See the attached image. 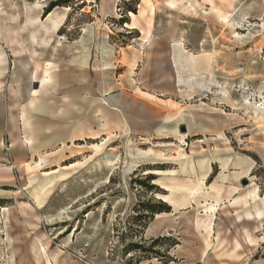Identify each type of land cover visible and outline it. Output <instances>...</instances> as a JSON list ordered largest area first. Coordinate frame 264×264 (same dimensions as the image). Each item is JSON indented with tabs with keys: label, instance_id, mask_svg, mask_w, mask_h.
<instances>
[{
	"label": "rangeland",
	"instance_id": "obj_1",
	"mask_svg": "<svg viewBox=\"0 0 264 264\" xmlns=\"http://www.w3.org/2000/svg\"><path fill=\"white\" fill-rule=\"evenodd\" d=\"M151 34L168 61L148 57ZM0 72V264H221L229 187L259 221L239 264H264V0H0ZM142 86L175 90L166 131L107 119L142 110L121 96ZM160 203L172 212L134 222ZM158 238L160 259L127 252Z\"/></svg>",
	"mask_w": 264,
	"mask_h": 264
},
{
	"label": "crops",
	"instance_id": "obj_2",
	"mask_svg": "<svg viewBox=\"0 0 264 264\" xmlns=\"http://www.w3.org/2000/svg\"><path fill=\"white\" fill-rule=\"evenodd\" d=\"M140 40L143 41V39ZM144 42H146V48H148L149 50L148 57L152 62H159L160 60L163 61L165 59L168 61L170 59L171 55L169 54V48H172V45L167 40H164V42L160 43V41L154 38V35L152 36L151 34V37ZM137 66H140V61H136L135 67ZM141 71L142 70L140 69V72ZM152 74H155L153 70L147 72V76H150ZM147 76L144 74L143 79L147 80ZM142 88L143 90H141V93L137 92L136 90L124 88L121 95L122 97H124L125 93L126 95H133L135 98L134 101L128 103H131L130 105H142V110L137 109L134 111L129 105L123 106L121 110L112 108L111 110H109L107 119H112L111 123L117 120V125H120L119 129L121 130V132H125V134L137 132L138 134L147 135L150 133L157 134L159 132L166 131L168 128L164 126L165 120L170 117L171 113H169L168 108L164 107L170 106L169 103L166 102H169L171 100L173 101V99L168 98L167 96L174 95L175 90L173 91V88L171 87V92L169 90H163L157 87L145 88L144 86H142ZM153 96L157 97V99ZM156 100H161L165 103H159ZM147 101L151 103H157L159 105L158 110H146L143 104H147ZM124 103L122 99V103H119V106L124 105ZM172 113L176 114L177 112ZM113 115H117L116 118ZM164 115L165 120L163 119ZM119 129H117V131H120ZM190 131L191 128H189L188 132ZM194 135L198 134H193L191 136ZM201 137H203V135H201ZM159 138H168V135H161ZM201 140H204V138H201ZM231 188L229 187L227 189V192L228 194L232 193V201L229 203V205H227V207L223 209L221 213L214 216L213 218V237L215 240L213 249L215 251H212V256L213 258H223L221 264H239L241 259H248L249 255L247 254V251H251L252 249L257 248L256 246L258 245L259 241V221L256 217L257 215L246 199V196L240 195L237 189L235 190ZM163 213L156 214L155 217ZM155 217L153 218L152 222L155 220ZM148 230L149 227L146 230V235L148 234ZM158 237H172L173 239H175L176 245L172 247L180 246L182 243L181 239L174 235H165V233H160ZM171 259L172 260L168 264L179 260L177 257Z\"/></svg>",
	"mask_w": 264,
	"mask_h": 264
},
{
	"label": "trees",
	"instance_id": "obj_3",
	"mask_svg": "<svg viewBox=\"0 0 264 264\" xmlns=\"http://www.w3.org/2000/svg\"><path fill=\"white\" fill-rule=\"evenodd\" d=\"M172 211V208L170 205H167L166 203H160L157 207V209H142V210H138L137 214L134 216V222H141L143 219H145L143 222H146L145 225L149 224L153 218L155 217L156 214H159V213H163V212H171ZM147 218V219H146ZM126 230V229H124ZM167 239L169 240H172V244L171 246H175L176 245V241L175 239H173L172 237H166ZM159 240L160 238L156 239V240H153V242L150 244V247L146 248L143 244H136V243H128V249H127V252H143V255L144 253L146 252H149L148 256H147V259L150 260L152 258H161L163 255L162 253L160 252L159 249H156V247L159 245ZM171 258L173 257H170L169 256V262L172 260Z\"/></svg>",
	"mask_w": 264,
	"mask_h": 264
},
{
	"label": "built area",
	"instance_id": "obj_4",
	"mask_svg": "<svg viewBox=\"0 0 264 264\" xmlns=\"http://www.w3.org/2000/svg\"><path fill=\"white\" fill-rule=\"evenodd\" d=\"M213 97V93L208 90V91H203L200 95L201 100H210Z\"/></svg>",
	"mask_w": 264,
	"mask_h": 264
},
{
	"label": "water",
	"instance_id": "obj_5",
	"mask_svg": "<svg viewBox=\"0 0 264 264\" xmlns=\"http://www.w3.org/2000/svg\"><path fill=\"white\" fill-rule=\"evenodd\" d=\"M37 86H38V84L35 83V87H37ZM186 130H187V129H186L185 126H182V127H181V131L185 132ZM243 184H247V180H244V181H243Z\"/></svg>",
	"mask_w": 264,
	"mask_h": 264
},
{
	"label": "bare ground",
	"instance_id": "obj_6",
	"mask_svg": "<svg viewBox=\"0 0 264 264\" xmlns=\"http://www.w3.org/2000/svg\"><path fill=\"white\" fill-rule=\"evenodd\" d=\"M2 73L0 72V75H1ZM71 99V98H70ZM30 143V142H29ZM25 144V143H24ZM2 145H4V143H1V146ZM102 146V145H101ZM100 146L99 145H96V148H99ZM102 148V147H101ZM101 150V149H100ZM10 172V171H9ZM147 172H150V173H152V172H155V170H148ZM0 191H4V190H0ZM253 195V194H252Z\"/></svg>",
	"mask_w": 264,
	"mask_h": 264
}]
</instances>
